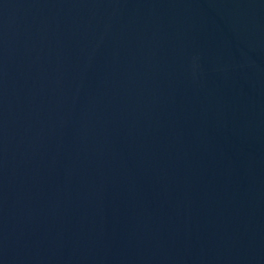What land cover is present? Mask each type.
I'll list each match as a JSON object with an SVG mask.
<instances>
[{
	"label": "water",
	"instance_id": "1",
	"mask_svg": "<svg viewBox=\"0 0 264 264\" xmlns=\"http://www.w3.org/2000/svg\"><path fill=\"white\" fill-rule=\"evenodd\" d=\"M0 264H264V0H0Z\"/></svg>",
	"mask_w": 264,
	"mask_h": 264
}]
</instances>
